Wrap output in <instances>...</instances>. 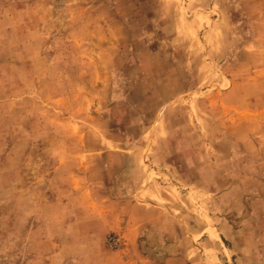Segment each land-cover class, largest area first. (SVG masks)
Masks as SVG:
<instances>
[{
  "label": "rangeland",
  "instance_id": "374dc122",
  "mask_svg": "<svg viewBox=\"0 0 264 264\" xmlns=\"http://www.w3.org/2000/svg\"><path fill=\"white\" fill-rule=\"evenodd\" d=\"M0 264H264V0H0Z\"/></svg>",
  "mask_w": 264,
  "mask_h": 264
}]
</instances>
